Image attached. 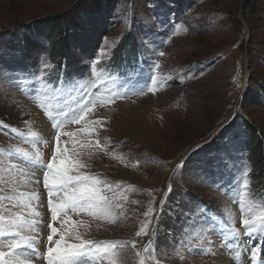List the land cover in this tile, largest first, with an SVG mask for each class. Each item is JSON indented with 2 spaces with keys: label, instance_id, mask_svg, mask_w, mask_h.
Segmentation results:
<instances>
[{
  "label": "rangeland",
  "instance_id": "rangeland-1",
  "mask_svg": "<svg viewBox=\"0 0 264 264\" xmlns=\"http://www.w3.org/2000/svg\"><path fill=\"white\" fill-rule=\"evenodd\" d=\"M77 1L0 0V215L36 221L23 234L43 242L41 259L22 248L17 262L47 264V237L54 247L63 229L68 243L92 241L77 264H209L217 254L257 264L248 252L264 244V225L249 235L242 221L264 213V0H114L69 25ZM30 88L68 111L59 143L48 122V137L35 131L43 115ZM35 136L54 139L69 174L97 189L87 209L60 213L67 224L51 219L42 189L25 197L23 184L33 194L38 183L10 159L29 157L21 140ZM12 240L0 237V252Z\"/></svg>",
  "mask_w": 264,
  "mask_h": 264
},
{
  "label": "snow or ice",
  "instance_id": "snow-or-ice-1",
  "mask_svg": "<svg viewBox=\"0 0 264 264\" xmlns=\"http://www.w3.org/2000/svg\"><path fill=\"white\" fill-rule=\"evenodd\" d=\"M85 117L81 115L79 120H84ZM0 127H3V123L0 122ZM87 130V129H85ZM15 131V129H13ZM71 135V133H69ZM59 143L60 136L56 137ZM56 155H53L51 162L46 165L47 172L43 177L45 188L48 190L49 206L51 210V219L55 221L59 213H63L67 216L68 210H76L83 208L86 205L91 206L92 202L96 200L97 189L92 186L89 187L90 177L82 175H70V159L65 155V151H62L59 146L56 148ZM186 162H181L178 166L184 168ZM76 185H80L76 187ZM54 191H62L64 193V200L61 204L57 205L53 203L51 197ZM35 197V193L31 194ZM162 211V210H161ZM39 213H37L38 215ZM70 220V218H69ZM69 220H64V223H69ZM36 221H30L26 216H3L0 215V237L11 235L13 240L7 245V252H0V264H33L31 259L17 262L16 255L18 250L22 248L31 249L34 256H39L40 253L36 251V245L42 244V241L37 240L35 237L24 235L26 229H31L36 225ZM243 225L247 228V233L252 234L255 229L254 225H264V213L258 216H253L252 219L245 218L242 221ZM11 229V232L6 231ZM60 238L54 241V247H47L46 262L47 264H77L76 258L81 255H85L84 249L92 244V241L82 240L79 235L76 239L79 243H68L65 240L66 232L61 229ZM143 231V229H141ZM264 231V228H261ZM58 229L51 227V233L56 234ZM138 235L140 233H137ZM47 240L53 242V235H49ZM258 251H264V244L253 245L252 256L255 258Z\"/></svg>",
  "mask_w": 264,
  "mask_h": 264
},
{
  "label": "trees",
  "instance_id": "trees-1",
  "mask_svg": "<svg viewBox=\"0 0 264 264\" xmlns=\"http://www.w3.org/2000/svg\"><path fill=\"white\" fill-rule=\"evenodd\" d=\"M114 2H115L114 0H78L74 5H72L70 10L68 12H66L65 15H67L68 18L65 20L68 22L69 25L79 24L80 23L79 15L80 16L85 15V17H91L92 15H94V16L98 15L99 13L102 12L101 10H103V8H104V10H110V8L113 6ZM32 27L34 28V26H32ZM129 41H132V38L130 36L124 37L125 46L131 45V43H129ZM27 43L25 46H23L24 52L27 51V49L29 48ZM31 45H33V47H32L33 51L36 50L37 46H35V44H32V43H31ZM132 46L134 47V44ZM58 50H59L58 52L61 54V56H63L62 51L60 49H58ZM30 51H32L31 48H30ZM60 54H58V55H60ZM61 62L62 61H58L59 65H61ZM263 87H261V90H262V93L264 95V88ZM251 135H252V133H249L250 137H252ZM259 150H260V147L257 148V151H259Z\"/></svg>",
  "mask_w": 264,
  "mask_h": 264
},
{
  "label": "bare ground",
  "instance_id": "bare-ground-1",
  "mask_svg": "<svg viewBox=\"0 0 264 264\" xmlns=\"http://www.w3.org/2000/svg\"><path fill=\"white\" fill-rule=\"evenodd\" d=\"M135 115V114H134ZM43 117V116H42ZM40 117V123H36L35 124V131L36 132H39L38 131V127H41L39 130H41V132H42V134H44L43 136H46L47 135V137H48V135H49V129H48V127L45 125V122H47L46 120H45V118L43 117ZM109 117V116H108ZM127 118V117H126ZM48 125V124H47ZM157 129V128H156ZM155 129V130H156ZM240 260V259H242V260H244V258H243V255H240V254H237V258H233V260ZM209 264H230L229 263V261H227L225 258H224V256H222V255H215L214 257H211L210 258V260H209V262H208Z\"/></svg>",
  "mask_w": 264,
  "mask_h": 264
}]
</instances>
